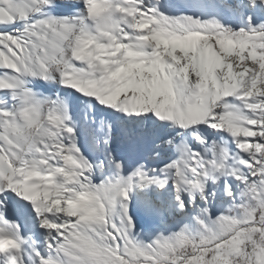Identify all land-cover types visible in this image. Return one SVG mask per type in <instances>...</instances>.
Instances as JSON below:
<instances>
[{
    "label": "snow or ice",
    "instance_id": "1",
    "mask_svg": "<svg viewBox=\"0 0 264 264\" xmlns=\"http://www.w3.org/2000/svg\"><path fill=\"white\" fill-rule=\"evenodd\" d=\"M0 264H264V0H0Z\"/></svg>",
    "mask_w": 264,
    "mask_h": 264
},
{
    "label": "rangeland",
    "instance_id": "2",
    "mask_svg": "<svg viewBox=\"0 0 264 264\" xmlns=\"http://www.w3.org/2000/svg\"><path fill=\"white\" fill-rule=\"evenodd\" d=\"M177 2H178V0H177Z\"/></svg>",
    "mask_w": 264,
    "mask_h": 264
}]
</instances>
